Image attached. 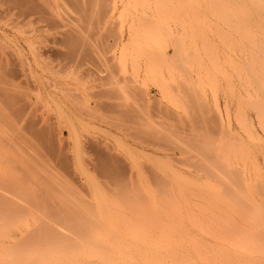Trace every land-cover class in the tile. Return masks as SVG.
Returning <instances> with one entry per match:
<instances>
[{
	"label": "rangeland",
	"instance_id": "rangeland-1",
	"mask_svg": "<svg viewBox=\"0 0 264 264\" xmlns=\"http://www.w3.org/2000/svg\"><path fill=\"white\" fill-rule=\"evenodd\" d=\"M254 32L264 0H0V264L222 242L264 197Z\"/></svg>",
	"mask_w": 264,
	"mask_h": 264
},
{
	"label": "bare ground",
	"instance_id": "bare-ground-1",
	"mask_svg": "<svg viewBox=\"0 0 264 264\" xmlns=\"http://www.w3.org/2000/svg\"><path fill=\"white\" fill-rule=\"evenodd\" d=\"M249 3L254 6L255 0ZM258 42V34L254 32L245 75L251 86L248 94L251 106L264 129V44ZM259 146L264 149V142H259ZM258 181L256 176L255 180L244 183L245 191L241 194H246L248 206L243 213L237 208L226 209L224 205L216 207L217 213L212 212L215 221L209 222L208 232L222 242L202 243L196 253L146 251L114 255L92 252L86 264H264V197L261 202L254 198ZM237 212L238 219L234 217ZM149 248L157 249L158 245Z\"/></svg>",
	"mask_w": 264,
	"mask_h": 264
}]
</instances>
